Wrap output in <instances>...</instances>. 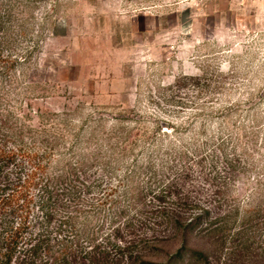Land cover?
<instances>
[{"label":"rangeland","instance_id":"374dc122","mask_svg":"<svg viewBox=\"0 0 264 264\" xmlns=\"http://www.w3.org/2000/svg\"><path fill=\"white\" fill-rule=\"evenodd\" d=\"M0 59V145L49 153L24 232L38 264L66 247L125 263L121 245L151 264H264V0H0ZM201 207L235 212L246 257L169 221ZM22 217L1 213L0 237ZM184 242L208 261L174 258Z\"/></svg>","mask_w":264,"mask_h":264},{"label":"trees","instance_id":"16d2710c","mask_svg":"<svg viewBox=\"0 0 264 264\" xmlns=\"http://www.w3.org/2000/svg\"><path fill=\"white\" fill-rule=\"evenodd\" d=\"M4 57L5 56H3V58ZM8 57L10 58L7 60H11L12 63L16 61L11 55H8ZM126 139L127 136H124L123 140L126 141ZM48 155V151H31L23 146L11 147L9 145H0V170L9 164L15 165L18 168L16 174L18 173L17 178L19 181L18 184H12L13 186H11L8 181L1 182L3 184L0 185V214L14 210L16 212H21L23 216L19 225L14 227L13 225L8 224L10 230L7 231L6 235L0 237V264H12L14 256H16L15 264H38L37 258L38 254L41 252L42 239L41 237H35V235L26 237L24 236V232L29 228L27 220L28 216L26 214L29 211L30 202L32 200L31 187L39 185L43 180L42 175L46 172L48 164L45 161V158ZM41 188L43 189V192H49L52 190L48 181L45 184H42ZM73 197L76 198L74 195ZM41 206L42 208L47 209L45 200ZM210 213L209 208L201 207L200 210H197L192 216H185L178 208H176V210L173 211V214H170V216L167 215L170 217L169 221L174 224V228L177 231H182L184 240L187 241L189 231L199 228V234L206 238H213L215 244L218 243L220 245V251H226L229 257L232 254L237 258L246 257L247 250L249 252L251 251L250 248L253 247L251 243L252 241L249 243V235H246L247 238L241 236L244 232V227L232 228L233 226L230 225V222L233 221L232 218H234L233 216L235 212H225L221 214V216L209 218L210 220L208 222H204L203 219L205 217H210ZM46 215L47 218L50 219L52 213L47 209ZM76 217L77 215L70 213L63 218L64 220L62 222L68 223L75 220ZM240 236L244 237L245 240H241ZM228 242H231V244L227 245ZM186 243L184 242L181 247L178 248L174 258L188 252L189 256L195 259V262L202 260H205V262L208 261L209 254L204 248L188 247ZM130 246L131 245L119 246L121 257L124 261L125 257L127 258V262H119V264L154 263L145 258L141 254L142 251L135 252L134 249L130 251ZM127 250L130 251V254L126 255ZM62 252L64 253L63 262L59 261L57 258H53L49 264H90L80 261V253L84 254L82 248L74 249L70 247V250H68V247H66ZM105 255L106 256H103L102 258L104 259L105 257L107 259L103 260V264L111 263L109 262L108 253ZM256 255L257 253L255 256Z\"/></svg>","mask_w":264,"mask_h":264}]
</instances>
